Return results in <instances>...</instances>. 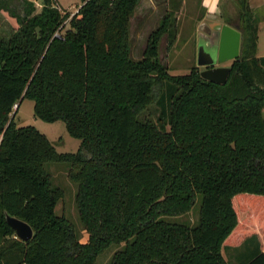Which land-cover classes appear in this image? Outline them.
Listing matches in <instances>:
<instances>
[{
  "label": "trees",
  "instance_id": "16d2710c",
  "mask_svg": "<svg viewBox=\"0 0 264 264\" xmlns=\"http://www.w3.org/2000/svg\"><path fill=\"white\" fill-rule=\"evenodd\" d=\"M21 1L17 28L0 36V264H96L110 245H122L110 264H228L222 248L250 236L253 252L234 264H264V56L249 0L225 20L241 40L222 84L160 61L179 0H168L139 59L129 31L140 0H81L72 15L56 0ZM25 98L34 116L64 122L76 152L16 125ZM46 162L68 163L81 230L55 212L64 191ZM197 194L195 226L159 218L189 212ZM7 215L32 237L17 238Z\"/></svg>",
  "mask_w": 264,
  "mask_h": 264
},
{
  "label": "rangeland",
  "instance_id": "374dc122",
  "mask_svg": "<svg viewBox=\"0 0 264 264\" xmlns=\"http://www.w3.org/2000/svg\"><path fill=\"white\" fill-rule=\"evenodd\" d=\"M235 1L222 0L221 13L218 14L215 20L207 19L205 21L211 29V32L206 33V31L199 29L206 10L202 5V0H179V10L173 14L175 19L174 38L169 41L168 36L164 34L158 48L160 61L168 65L171 73H185L191 67L197 66L199 47L215 42V33L218 31L213 28L215 24L222 23L228 19L226 11L232 19H236L238 7ZM251 1L259 27L256 53L258 56H264V3L258 6L256 5V0ZM34 2L39 8L40 0H34ZM56 2L61 9L70 12L71 15L81 5V0H56ZM0 5L3 6L2 9L0 8V36H7L13 28H17L18 22L15 18L22 15L23 4L21 0H0ZM167 5L168 0H140L130 21V52L133 59L142 57L147 37L158 25L168 8ZM229 63L228 61L223 65L229 66ZM198 69L202 70L203 67H198ZM152 111L154 115L158 113L155 108H152ZM15 123L18 126L32 125L37 128L47 136L58 152H76L79 148L80 140L68 134L64 122H46L34 116L33 101L30 99L25 98L21 101L15 115ZM68 167L69 165L66 162H46L44 164L45 170L52 177L53 185L59 186L64 191V196L58 201L55 212L58 215L64 214L76 230H81L82 227L75 208L76 185L67 178ZM200 203L201 194H197L189 212L161 215L159 218L165 222L193 227L197 224ZM80 235L81 242H84L87 239V233L82 230ZM256 241L255 236H250L240 244L224 246L222 253L228 264H234L237 256L241 255L238 258L249 256L256 246ZM121 247L122 245H110L107 247L98 255L96 264H110L112 254Z\"/></svg>",
  "mask_w": 264,
  "mask_h": 264
},
{
  "label": "water",
  "instance_id": "95a60500",
  "mask_svg": "<svg viewBox=\"0 0 264 264\" xmlns=\"http://www.w3.org/2000/svg\"><path fill=\"white\" fill-rule=\"evenodd\" d=\"M213 28L218 30L215 33V42L199 47L197 66L203 67L200 70V76L203 79L222 84L230 72V66L223 64L239 56L241 33L237 28L226 23H217ZM199 29L206 33L211 32L210 26L205 22L199 25ZM20 101L14 105L11 117ZM6 221L15 230L16 237L20 240L27 241L32 237V229L26 222L8 215Z\"/></svg>",
  "mask_w": 264,
  "mask_h": 264
},
{
  "label": "crops",
  "instance_id": "0c3cea01",
  "mask_svg": "<svg viewBox=\"0 0 264 264\" xmlns=\"http://www.w3.org/2000/svg\"><path fill=\"white\" fill-rule=\"evenodd\" d=\"M256 1H257L256 5H258V6H260L262 3H264V0H256ZM249 3L252 6V1L251 0H249ZM202 5H203V7L206 10H205L204 17H203L201 23L205 22L207 19H209V20L211 19V21H213V20L216 19L218 14L221 13V9L220 8L222 7V0H202ZM226 15H228L227 17L230 18V14L227 11H226ZM222 23H226V22L224 21ZM258 32H259V28H258Z\"/></svg>",
  "mask_w": 264,
  "mask_h": 264
}]
</instances>
